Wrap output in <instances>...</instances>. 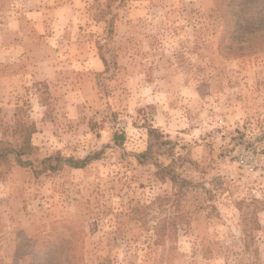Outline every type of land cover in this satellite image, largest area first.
I'll list each match as a JSON object with an SVG mask.
<instances>
[{
  "label": "rangeland",
  "instance_id": "rangeland-1",
  "mask_svg": "<svg viewBox=\"0 0 264 264\" xmlns=\"http://www.w3.org/2000/svg\"><path fill=\"white\" fill-rule=\"evenodd\" d=\"M227 1L233 30L221 0H82L43 33L0 0V154L35 128L31 167L0 157V264H264V0Z\"/></svg>",
  "mask_w": 264,
  "mask_h": 264
},
{
  "label": "crops",
  "instance_id": "crops-1",
  "mask_svg": "<svg viewBox=\"0 0 264 264\" xmlns=\"http://www.w3.org/2000/svg\"><path fill=\"white\" fill-rule=\"evenodd\" d=\"M39 3V6L33 10L25 11L26 16H23V22L16 26L17 30H38L45 33V30H67L70 20L73 19L70 14H73V8L82 3V0H34ZM51 3L54 4L53 8H50ZM75 4V5H73ZM20 24V25H19ZM22 27V28H21ZM30 31V33L32 32ZM34 35V33H32ZM49 35V32L48 34ZM90 70L101 71L104 69V63L102 60H94L90 65ZM36 76L38 81L50 82L54 80L58 73L59 68L51 59H44L38 68L36 69Z\"/></svg>",
  "mask_w": 264,
  "mask_h": 264
},
{
  "label": "trees",
  "instance_id": "trees-1",
  "mask_svg": "<svg viewBox=\"0 0 264 264\" xmlns=\"http://www.w3.org/2000/svg\"><path fill=\"white\" fill-rule=\"evenodd\" d=\"M230 2H228L227 0H221V2H218V12L221 15L222 18V23H223V30H233L235 29L236 25H235V21H237V12L235 10V7L233 6V3L229 4ZM258 30H261V32H256V34H254V36H250V38H248L246 41L248 42H253L256 40H260L261 45L260 47H257V49H264V25L259 28ZM239 51H244L243 47L239 48ZM256 52V50H250L248 53H254ZM245 52H243L244 54ZM104 64L106 63L103 60ZM107 65V63L105 64ZM107 67V66H106ZM35 132V128H30V130H26L25 131V136L24 139L22 141V143L20 145L17 146L16 149L11 148L9 150H6L4 153L0 154L1 158H7L10 155H14L18 165L20 166H24V167H31L32 166V162L30 161H25L24 158L25 157H30L32 155V151H33V146L30 142V136L32 134H34ZM116 140L118 141L119 138L118 136H116ZM5 145V143H1L0 145ZM146 157V154H142L141 156L139 155V161L140 163H143V159ZM52 159H46L45 162H50ZM89 157L85 158L83 160H74V159H63V158H56V161H58L59 163L62 164H67L69 167L73 168V169H83L87 166L88 162H89ZM50 168H47L49 170H54L55 167L53 166H49ZM247 232V230H244ZM249 233V232H248ZM249 235L246 234V236L244 237V247L246 249L249 248L250 246V241L248 240Z\"/></svg>",
  "mask_w": 264,
  "mask_h": 264
}]
</instances>
